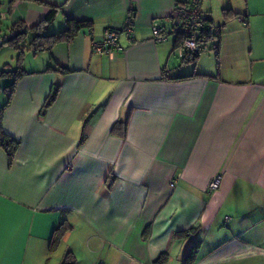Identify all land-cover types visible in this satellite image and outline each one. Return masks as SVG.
I'll use <instances>...</instances> for the list:
<instances>
[{
  "label": "crops",
  "instance_id": "crops-1",
  "mask_svg": "<svg viewBox=\"0 0 264 264\" xmlns=\"http://www.w3.org/2000/svg\"><path fill=\"white\" fill-rule=\"evenodd\" d=\"M187 1L0 0V41L50 6L45 33L91 21L49 50L28 31L21 68L0 76L15 80L1 127L19 141L11 162L0 146V264H62L68 251L73 264H264V0H203L219 37L181 60L174 6ZM127 17L131 38L93 52Z\"/></svg>",
  "mask_w": 264,
  "mask_h": 264
},
{
  "label": "built area",
  "instance_id": "built-area-1",
  "mask_svg": "<svg viewBox=\"0 0 264 264\" xmlns=\"http://www.w3.org/2000/svg\"><path fill=\"white\" fill-rule=\"evenodd\" d=\"M203 0H188L186 3L176 4L174 11L177 15V22L174 24L172 32L179 36L178 43L173 47L171 54L179 59L185 55L197 50L201 42L214 39L220 34L221 25L214 24L208 19L202 9ZM7 9H3L0 3V21L5 18ZM237 20L246 23L244 16H237ZM133 31L132 19L127 17L122 28H105L102 31L100 39L91 40L92 51L98 54L111 52L113 49L120 48L119 38L123 33L131 38ZM154 39H162L165 35L162 33V27L153 23L151 27ZM92 33V31H91ZM2 37L1 40L5 39ZM220 175L210 178L206 185L208 191H215L219 187ZM96 264H103L102 261Z\"/></svg>",
  "mask_w": 264,
  "mask_h": 264
},
{
  "label": "trees",
  "instance_id": "trees-1",
  "mask_svg": "<svg viewBox=\"0 0 264 264\" xmlns=\"http://www.w3.org/2000/svg\"><path fill=\"white\" fill-rule=\"evenodd\" d=\"M56 8L57 7H55V6H50L48 8V12L46 13L44 19H42V21H40L38 24L31 26L28 30L26 29V27L22 28L20 23H15L11 27V32L18 31L21 28L24 29L23 33H17L14 36L10 37L8 40L3 41V43L13 44V45H15L16 49H19L18 54H17L18 60L21 58V54L23 53L22 48L18 47V43L20 41L24 40V37L28 31L32 32L30 44L32 45V47L35 50H44V49L49 50L51 48V46L53 44H55L56 42H59V41L69 42L73 39V37L77 34V32L81 28L91 26V21L67 18L65 20V27L62 30H60L58 32H53V33H45V29H46L45 22L50 21L54 17V15L56 13ZM218 37H219V35H218ZM214 45L215 46H213L212 49H215L217 44H214ZM198 51H199V48L197 50L185 55L184 58L186 59V57L188 55L196 57L198 54ZM215 53H217V52H215ZM183 59H181V60H183ZM20 68L21 67H18V69H16V70H11V69L1 70L0 76L15 75L19 71ZM14 86H15V80H12V82L10 84L9 96H8L6 102L0 107V146L6 152L9 162H11L13 157H14V154H15V151L18 147L19 141L17 139H15L14 137L6 134L2 130L1 118H2V113L5 109V107L10 102L11 94H12V91L14 89ZM57 93H58V86L55 85L51 88L48 96L46 97V99L42 105V112H44L48 108V106L55 100ZM69 227L70 226L68 225V223L66 221H63L54 230L52 237H51L50 245H49L50 250H53L57 247L58 243L60 242V240L64 236V234L68 231ZM185 232H187V231H185ZM197 244H198V241L195 242L193 244V246L190 248V250L188 251V253L186 255V260L193 257V254L197 250V246H198ZM163 258H164V255L161 254L154 261V263L155 264L161 263ZM74 262H75V260H74V256L72 255V253L70 251L66 252V254L62 260V264H73Z\"/></svg>",
  "mask_w": 264,
  "mask_h": 264
},
{
  "label": "rangeland",
  "instance_id": "rangeland-1",
  "mask_svg": "<svg viewBox=\"0 0 264 264\" xmlns=\"http://www.w3.org/2000/svg\"><path fill=\"white\" fill-rule=\"evenodd\" d=\"M50 30V28H47ZM60 30V29H59ZM32 37V34L26 39V41H30ZM25 41V42H26ZM27 41V42H28ZM19 46H22L23 42L20 41ZM31 50H26L25 53L29 54ZM210 52L213 54V52L210 50ZM203 54V49H201L200 54ZM18 52L17 49L15 48V45L6 43L3 45H0V70H16L18 67H20V64L17 62V57H18ZM178 59V58H176ZM11 77H0V107L6 102L8 96H9V91H10V84L12 82ZM261 264V263H259Z\"/></svg>",
  "mask_w": 264,
  "mask_h": 264
},
{
  "label": "water",
  "instance_id": "water-1",
  "mask_svg": "<svg viewBox=\"0 0 264 264\" xmlns=\"http://www.w3.org/2000/svg\"><path fill=\"white\" fill-rule=\"evenodd\" d=\"M22 32H24L22 29H20V30H18V31H14V32H12V33L9 34L8 36H6L5 39H3L2 41H0V45H2L3 41L8 40L10 37L14 36L15 34H17V33H22Z\"/></svg>",
  "mask_w": 264,
  "mask_h": 264
}]
</instances>
